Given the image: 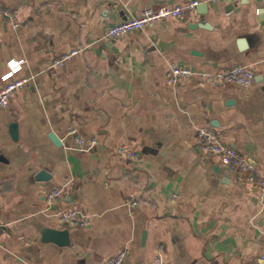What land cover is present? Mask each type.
<instances>
[{
	"label": "crops",
	"instance_id": "1",
	"mask_svg": "<svg viewBox=\"0 0 264 264\" xmlns=\"http://www.w3.org/2000/svg\"><path fill=\"white\" fill-rule=\"evenodd\" d=\"M188 1L0 0L19 22L0 15V86L30 78L0 107V264H108L124 250V264H158L159 246L165 264L264 261L263 190L196 139L198 128L215 127L264 178V0H202L183 18L106 38L146 7ZM73 48L82 51L52 66ZM172 65L248 66L255 81L171 85ZM71 126L97 143L78 148ZM42 170L50 179L38 178ZM55 187L64 194L49 206ZM72 209L90 225L59 219ZM46 228L67 229L69 243L46 241Z\"/></svg>",
	"mask_w": 264,
	"mask_h": 264
},
{
	"label": "built area",
	"instance_id": "2",
	"mask_svg": "<svg viewBox=\"0 0 264 264\" xmlns=\"http://www.w3.org/2000/svg\"><path fill=\"white\" fill-rule=\"evenodd\" d=\"M209 2H217L219 0H208ZM202 0H190L178 5H161L157 8L146 7L140 15L133 16L128 20L113 24L106 31V38L109 40H117L132 31L144 29L148 26L167 19H179L187 16L190 12L196 11ZM0 15L8 18L13 26H19L15 13L9 11H0ZM1 49V44H0ZM81 48H73L63 56L57 58L53 63V67H60L66 61L71 60L81 53ZM198 77L202 83L214 86L236 85L239 87H248L255 81V73L248 66H234L218 71H197L188 66L172 65L167 72L166 81L168 84L176 85L183 79ZM9 78V77H8ZM30 78L26 76L14 77L6 79V82L0 86V107H8L11 104L12 96L18 90L23 89L29 82ZM68 134L75 137L77 147L80 149L90 148L95 145V139L86 140L77 134L74 127L68 128ZM197 142L204 153L215 156L228 170L235 174H239L249 184L258 186L264 193V178H260L256 174V168L237 148L232 147L223 142L218 130L212 126H203L197 129ZM120 155L133 156L132 151L126 146L118 148ZM244 174L243 175L241 174ZM64 194L63 187L51 188L46 192V202L49 206L53 205ZM173 197V196H172ZM132 204L139 203L137 198H132ZM59 219L70 226L87 227L91 223L89 214L79 209L69 211H61L58 213ZM163 246L157 248L158 264H165ZM127 252L121 251L118 255L109 259L108 264H124ZM264 259V256H263Z\"/></svg>",
	"mask_w": 264,
	"mask_h": 264
},
{
	"label": "water",
	"instance_id": "3",
	"mask_svg": "<svg viewBox=\"0 0 264 264\" xmlns=\"http://www.w3.org/2000/svg\"><path fill=\"white\" fill-rule=\"evenodd\" d=\"M263 12H264V8H261L260 13H263ZM10 132L14 139L18 138V124L16 122H13L11 124ZM50 137L56 144H60V139L55 133H51ZM38 178L43 179V180H48L50 179V174L46 170H42L40 171ZM44 236H45L46 241H53L60 245H66L69 243V231L67 229L60 230V229H55V228H46L44 230ZM261 264H264V261H262Z\"/></svg>",
	"mask_w": 264,
	"mask_h": 264
}]
</instances>
